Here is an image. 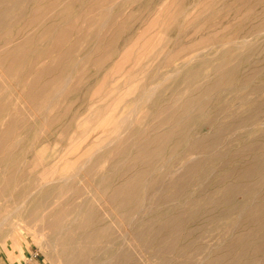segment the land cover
Here are the masks:
<instances>
[{"label": "rangeland", "instance_id": "1", "mask_svg": "<svg viewBox=\"0 0 264 264\" xmlns=\"http://www.w3.org/2000/svg\"><path fill=\"white\" fill-rule=\"evenodd\" d=\"M19 6L6 37L21 31L12 46L30 42L16 52L18 74L8 82L13 91L25 89L24 98L0 94V219L22 201L24 207L20 219L3 223L13 229L7 248L15 261L0 253V264H111L106 259L115 251L117 264H264V0H20ZM40 10L45 23L56 25L46 35L23 27ZM107 15L111 20L100 27ZM89 21L97 25L84 27ZM53 32H69L68 41L56 44ZM46 83L50 95L37 97L36 87ZM55 87L61 92L51 100ZM30 99L34 117L19 107ZM137 172L145 175L132 201L120 207L108 198ZM10 173L17 179L5 189ZM69 173L78 185L37 190V182ZM80 182L88 183L86 191ZM102 196L117 213L136 216V242L80 239L111 221L103 219L111 210ZM51 206L53 213L71 207L64 227L75 216L93 226L56 237L48 256L34 233L52 218L45 216ZM11 238L26 248L24 256Z\"/></svg>", "mask_w": 264, "mask_h": 264}, {"label": "bare ground", "instance_id": "2", "mask_svg": "<svg viewBox=\"0 0 264 264\" xmlns=\"http://www.w3.org/2000/svg\"><path fill=\"white\" fill-rule=\"evenodd\" d=\"M11 0H0V32L2 31L3 32V34H1L0 33V86H2L3 88H2V91H0V94H2L3 92L5 93H10V98L12 97V99H15V98H24V90L25 89H22L21 90V87L20 88H17L16 90H12L11 89V87H9V85H8V82L9 81H11L10 80V76H9V74L11 75V74H18V69L16 70V68H15V66L19 63V60L22 58L21 57V54L19 53V55H17V51L19 50H24V48H25V44L26 43H29L30 42V37H26L24 40H22V42L20 43H16V44H13V46H12V43L18 38V36H19V32H21V31H18L17 32V34H18V36H17V34H15L17 37L15 38V36H14V38H8V37H6V36H8V34H10V25H11V23H12V15H13V13H19L20 11H21V9H20V7L21 6H19V2H20V0H13V1H15L13 4H11V5H8L7 3L8 2H10ZM5 4H7V5H5ZM71 9V6L70 5H67L63 10L64 11H68V10H70ZM110 10H112V7H110L109 8ZM52 9H50V10H48L46 13H48V12H50ZM45 12V10H40L39 11V13H37V15L35 16V17H32V18H30V19H28V20H25L24 22H23V27L25 28V27H27L28 29H35V27L37 26L38 27V29H35L34 31H35V33L34 34H38V35H43V34H49V30L53 27V26H56L55 25V22L52 20L51 21V23L49 22H46L45 23V20H46V18H45V14L46 13H44ZM60 13V12H59ZM111 20V17H110V15H107L106 17H105V19L99 24V26L100 27H102V26H105L106 24H108L109 23V21ZM95 25H97V23H95L94 21H89V22H86V25L84 26V27H87V26H95ZM28 29H27V31H25V33H24V35H22V36H25L27 33H28ZM263 33V32H262ZM53 35H52V38H51V40H54L55 42H56V44L58 43V45L60 44V43H62V42H67L68 40V38H66L67 37V35L69 34V32H64V33H62V34H60L59 36H57V37H54V34H55V32H53L52 33ZM33 36V35H32ZM247 41V40H246ZM246 41H245V43H246ZM225 43H227V42H225ZM229 44V43H228ZM15 45V46H14ZM236 46H239L240 44H235ZM242 45V44H241ZM55 59H57V58H53V61H56ZM23 63V62H22ZM55 63V62H54ZM54 63H53V65H54ZM19 66V65H18ZM23 66V65H22ZM21 66V67H22ZM224 67H226V66H224ZM20 69V68H19ZM228 70V69H227ZM230 71V70H229ZM20 72V71H19ZM23 73V72H22ZM170 73V72H169ZM171 75L170 76H172V73H170ZM176 75V74H175ZM198 75V74H197ZM21 78H22V76H21ZM165 78H166V76H165ZM38 80H36V82H37ZM164 81V80H163ZM32 82V81H31ZM33 83V85H34V81L32 82ZM220 83V82H219ZM26 84H28V83H26ZM25 84V85H26ZM64 84V83H63ZM65 85V84H64ZM13 86H17L15 83L14 84H12V87ZM66 86V85H65ZM64 86V87H65ZM19 87V86H18ZM32 84L30 85V91H32ZM35 88V87H34ZM33 88V89H34ZM56 88V87H55ZM54 88V89H55ZM62 88H63V85H62ZM27 89L29 90V88H28V86H27ZM36 92H35V94H36V96L38 97V96H40L41 94H43L44 95V93L45 92H49V95H50V86H49V84H45V85H43V86H39L38 88L36 87ZM52 90V91H54V92H52L51 94L53 95V97H52V99L51 100H53V98H56L57 96H58V94L61 92L60 90H59V88L57 87L55 90ZM64 89V88H63ZM150 89H152V88H150ZM156 89V88H155ZM199 89H201V88H199ZM11 92L13 93V94H11ZM143 92H145V91H143ZM186 93V92H185ZM34 94V95H35ZM144 94V93H143ZM25 96H26V93H25ZM185 96V95H184ZM36 97V98H37ZM34 98H35V96H34ZM35 98V99H36ZM40 98V97H39ZM43 98V97H42ZM182 98V97H181ZM32 99H33V96H32ZM140 99V98H139ZM34 100V99H33ZM33 100H32V102H31V99H30V101L28 100H24V101H22L21 103H20V109L25 113V110H26V112L28 111L27 109H28V107L29 106H27V102H31V103H33ZM46 100V99H45ZM51 100H49V102L51 101ZM187 100V99H186ZM190 100V99H189ZM48 101V100H47ZM12 105L13 103L12 102H8V103H6V104H4L5 105V107H7L8 105ZM45 104V103H44ZM49 104V103H48ZM32 105V104H31ZM34 105V104H33ZM32 105V106H33ZM169 105V104H168ZM17 106V107H18ZM32 106L30 107V109H29V111H28V115L29 114H31V116L33 115V117H34V115L36 114V108L34 109V111H32L31 110V108H32ZM35 106V105H34ZM19 107H18V109H19ZM39 111V110H38ZM160 113V112H159ZM38 116V115H37ZM40 117V116H39ZM40 120H41V117H40ZM55 121H57V120H54V122ZM132 121V120H131ZM130 121V122H131ZM131 125V124H130ZM172 127H174V126H172ZM128 128H130V127H128ZM169 128H171V127H169ZM175 128H177V127H175ZM8 129V128H7ZM126 130H127V128H126ZM171 131L173 130V129H170ZM6 131V130H5ZM125 131V130H124ZM169 131V130H168ZM168 131H166V132H168ZM9 132V131H8ZM7 132V133H8ZM153 132V131H152ZM169 133V132H168ZM158 134V133H157ZM171 134V133H170ZM6 135V134H5ZM117 135V134H116ZM115 135V136H116ZM142 135V134H141ZM169 135V134H168ZM168 135H166V133H165V136L163 135L162 137H160V138H166L167 139V136ZM209 135V134H208ZM217 135V134H216ZM120 136V135H119ZM158 136H160V134L158 135ZM130 137V136H129ZM155 136H152V139L154 138ZM5 138V137H4ZM149 139V138H148ZM154 139H156V137L154 138ZM5 140V139H4ZM147 141V140H146ZM128 142V141H127ZM150 142V141H149ZM202 142V141H201ZM110 143V142H109ZM112 143H113V141H112ZM133 143V142H132ZM148 143V142H147ZM126 144V143H125ZM106 145H108V144H106ZM136 146H138V145H136ZM141 146V145H140ZM170 146V145H169ZM119 147H121V145L119 146ZM133 147H131V149H132ZM124 149V148H123ZM149 150V149H148ZM114 151V150H113ZM120 151V150H119ZM131 151V150H130ZM192 151V150H191ZM195 152V151H194ZM119 153V152H118ZM117 153V154H118ZM139 153H142V151H139ZM147 153V152H146ZM156 154V153H155ZM146 155V154H145ZM172 155V154H171ZM260 155V154H259ZM153 156V155H152ZM172 157V156H171ZM171 157H170V159H171ZM129 158H130V156H129ZM91 159V158H90ZM127 160V159H126ZM147 160V159H146ZM90 161V160H89ZM125 161V160H124ZM88 162V161H87ZM125 162H127V161H125ZM135 162H136V160H135ZM124 163V162H123ZM130 163V162H129ZM134 163V162H133ZM132 163V164H133ZM131 165V164H130ZM84 165L82 164V166L79 168V170L78 171H80L82 168H84L83 167ZM97 166V165H96ZM19 167V166H18ZM128 167V166H127ZM132 167H133V165H132ZM135 167V166H134ZM20 168V167H19ZM131 167H129V169H130ZM128 169V168H127ZM132 169V168H131ZM5 170V169H4ZM17 170V169H16ZM93 170V169H92ZM126 170V169H125ZM181 170H182V168H181ZM180 170V171H181ZM9 171V170H8ZM11 171V170H10ZM95 171V170H94ZM180 171H177V172H180ZM13 172V171H12ZM87 172V171H86ZM93 172V171H92ZM95 173H97V171H95ZM126 173V172H125ZM133 173V172H132ZM154 173V172H153ZM183 173H185V172H183ZM74 174L75 173H69V174H64V175H62V176H60L59 178H57V180L56 181H53V179H47V180H42V181H40V182H37L38 184V188H37V190L38 191H40V190H49V191H53L54 189H56V188H58V187H61V185H62V187H63V185L66 183V184H69V185H71V183L72 184H76L78 181L77 180H72L73 179V176H74ZM93 174L94 173H92V176H93ZM109 174V173H108ZM107 174V175H108ZM121 174H124V173H121ZM144 173H142L141 174V172H137V175H135L134 177H132V178H130V179H128L127 181H125L123 184H121L117 189H115V190H113L111 193H110V196L108 197V198H110V200H116L119 204H120V207H123V205L125 204V203H127L128 201H130L131 199H134V197L136 196V195H134L135 194V189L137 188V187H140V186H138L137 185V181L138 180H140L139 178L143 175ZM191 174V173H190ZM4 175V174H3ZM16 175V174H15ZM88 175H90V178H91V174H88ZM145 175V174H144ZM189 175V174H188ZM3 177V176H2ZM143 177H145V176H143ZM101 178H102V176H101ZM17 178L14 176V174H12V173H10V174H8V176L7 177H3V180H4V184H3V188H8V186H9V184H10V181L14 184L15 183V180H16ZM81 179H83V180H87L88 179V177L86 178V174L84 173V175L81 177ZM146 179V178H145ZM145 179H144V182H145ZM35 180V179H34ZM55 180V179H54ZM103 180V179H102ZM83 182V181H82ZM82 182H80L81 183V185H82V187H84L85 186V191H86V189H87V184L89 183V181H88V183H86V185H84V184H82ZM35 184H36V182H35ZM139 184V183H138ZM141 184V183H140ZM77 185H78V183H77ZM70 187H74L73 185L72 186H70ZM77 187V186H76ZM79 187H80V184H79ZM91 187V186H90ZM117 187V186H116ZM36 188V187H35ZM95 188V187H94ZM72 189V188H71ZM74 189H76V188H74ZM74 189H73V191H74ZM61 190V189H60ZM60 190H58L59 191V193L61 192ZM77 190V189H76ZM96 190H97V188H96ZM233 190V189H232ZM11 191V190H10ZM10 191L8 192V193H10ZM14 191H15V188H14ZM13 191V192H14ZM70 191L71 190H69V192L68 193H70ZM78 191L80 192V190L78 189ZM77 191V192H78ZM66 193H67V191H65ZM75 192V191H74ZM75 193V195L76 194H78V193ZM98 192V191H97ZM36 193V191H34V192H32V193H29V194H35ZM55 193V192H54ZM56 193H57V191H56ZM73 193V192H72ZM82 193V192H81ZM99 193V192H98ZM65 194V193H64ZM53 195V194H52ZM56 195H59V194H56ZM68 195V194H67ZM82 195V194H81ZM99 195L101 196V194L99 193ZM134 195V196H133ZM28 196H30V195H28ZM78 196H80V195H78ZM53 197V196H52ZM52 197H50V198H52ZM93 197V196H92ZM58 198H61L60 196L58 197ZM63 198V200H64V197H62ZM62 198L60 199V200H62ZM65 198H66V195H65ZM75 198H77V196L75 197ZM75 198H73V199H75ZM79 198V197H78ZM87 198V197H86ZM101 198V197H100ZM102 198H104V196H102ZM57 199V198H56ZM94 199V198H93ZM59 200V201H60ZM95 200V202H96V199H94ZM110 200H108V199H105L104 198V200H103V202H105L106 203V206H108V207H110V213L109 212H107V213H109V215H104L106 218H103V219H107V218H111V221L110 222H108V223H102V224H100V229H98L97 228V234H96V231H89V232H82L81 233V235L83 234L84 235V237H82L81 238V235H79L80 236V239L81 240H83L84 242H91V241H94L93 239V237H100V239H105V238H111L110 239V245L111 246H113V245H115V244H118V242H123V241H129V243L131 242L132 244H133V242H136L135 241V235L133 234V230L132 229H134L132 226H134L133 224V221H134V219H133V217L134 218H136V216H133L132 217V214H131V212L130 213H128V215H127V217H125V215H122V214H120V213H117L115 210H114V208H112L111 206H109L110 204L108 203V201H110ZM136 200V199H135ZM132 201V200H131ZM56 202H57V200H56ZM61 202V201H60ZM72 202H74V201H72ZM71 202V203H72ZM54 203V202H53ZM69 203V202H68ZM105 203H104V205L102 206V207H104L105 206ZM114 203V202H113ZM129 203V202H128ZM127 203V204H128ZM56 203H54L53 205H55ZM61 204V203H60ZM59 204V205H60ZM74 204H76V201H75V203ZM83 204V203H82ZM68 205V204H67ZM102 205V204H101ZM101 205H99V206H101ZM55 206H57V204L55 205ZM55 206H53V207H55ZM65 206V205H64ZM64 206L62 207V208H64ZM74 206V205H73ZM141 206V205H140ZM24 207V201H22L20 204H18L16 207H14L13 208V210H14V213L16 214V216H15V214L13 215L12 213L11 214H5L4 216H2L1 217V219H0V253L4 256V258L7 260V261H9V262H13V261H15V255L12 253V251L10 250V249H8L7 247V242L9 241V235L10 234H13V233H11L12 231H13V229H10L9 227H8V225L7 226H3V223L4 222H6V221H8V220H10V219H20V218H18V215H19V213H20V211H21V209ZM52 207V206H51ZM50 207V211L49 212H46V214H45V216L47 217V215L48 216H50L51 217V215L50 214H52L53 216H52V218H49V219H51L50 221H49V219L44 223L45 225H39V230H35L36 232L34 233V237L36 238V241L38 242V244L40 245V248L45 252V254L46 255H48V256H50L51 255V253H54V251L56 250V245L58 244L57 243V238L56 237H58V238H60V237H66V238H70L71 237V234L73 233L72 231H80V229L82 228V229H84L85 228V226L86 227H92L93 225H92V223L91 222H88V221H86V219H87V216H85L86 218L85 219H81V223H76L75 221H76V219L78 218V216H75L73 219H72V221L70 222V223H68V225H66V227H64V224L62 223V221H65V218H66V216L68 217V214H69V212H68V208L69 209H71V207H65L66 209H63V210H61V208L59 209L60 211H57V212H52L51 211V209H53V207L51 208ZM75 207V206H74ZM81 207H83V205H81ZM98 207V206H97ZM46 208V207H45ZM95 208V207H94ZM49 209V208H48ZM48 209L46 210V211H48ZM102 209H104V208H98V210L100 211V210H102ZM136 209V208H135ZM80 210V209H79ZM88 210V209H87ZM133 210V209H132ZM137 210V209H136ZM31 211V210H30ZM38 210L36 209V207H33V210L31 211V212H33V214L35 213L36 214V212H37ZM98 211V212H99ZM127 211V212H128ZM135 211V210H134ZM17 212H18V214H17ZM79 212V211H78ZM127 212H126V214H127ZM248 212V211H247ZM249 212H250V210H249ZM44 213H45V211H44ZM85 213H87V211L85 212ZM84 213V214H85ZM93 213V212H92ZM103 213L104 214H107L106 212H104L103 211ZM242 213V212H241ZM27 214H29V212L27 213ZM31 214V213H30ZM30 214H29V216L28 215H26L27 217H30ZM96 214V213H95ZM136 214H138V212H136ZM21 215H22V213H21ZM20 215V216H21ZM44 214H43V212H42V215H41V219H43V216ZM97 215V214H96ZM245 215H246V213H245ZM25 216V217H26ZM32 216V220L31 221H33V219H35L36 218V216L34 217L33 215H31ZM43 216V217H42ZM100 216H103V215H99V217ZM34 217V218H33ZM99 217H98V219H99ZM142 217V216H141ZM172 217V216H171ZM176 217V216H175ZM93 218H95V216L93 217ZM173 219H174V217H172ZM23 219V218H22ZM21 219V220H22ZM40 219V220H41ZM138 219V218H137ZM169 219V218H168ZM91 221H92V219H90ZM101 220V219H100ZM175 220V219H174ZM166 221H167V219H166ZM100 222V221H99ZM101 222H102V220H101ZM136 222V221H135ZM139 222H140V220H139ZM168 222V221H167ZM171 222V221H170ZM65 223H66V221H65ZM93 223H95V222H93ZM164 223H165V221H164ZM63 224V225H62ZM99 224V223H98ZM163 224V223H162ZM145 227H147V226H145ZM140 228H142V227H140ZM148 229H151V228H148ZM45 230L47 231V233H45ZM145 230V229H144ZM154 230V229H153ZM178 231V230H177ZM148 233V232H147ZM138 234V233H137ZM143 235V234H142ZM17 236V235H16ZM39 236H43L44 237V239L42 240V239H39ZM93 236V237H92ZM152 236V235H151ZM11 237V236H10ZM14 237V236H13ZM54 237V238H53ZM74 237V236H73ZM15 238H11V242L13 243L12 244V246L17 250V252H18V254H20V255H22V256H24L25 254H26V248L24 247V246H22V245H19V244H17V241H16V243H15V240H14ZM99 239V240H100ZM60 240V239H59ZM109 241V240H108ZM139 240H138V238H137V242H138ZM65 242V239L63 240V243ZM99 243H100V241H98ZM98 242H96V243H98ZM103 242V241H102ZM102 242H101V244H102ZM62 243V244H63ZM80 243V242H79ZM94 243V242H93ZM124 243V242H123ZM61 244V245H62ZM100 244V245H101ZM107 244V243H106ZM60 245V244H59ZM78 246H80V245H78ZM104 246V245H103ZM122 246V245H121ZM99 248V247H98ZM101 248V247H100ZM132 248V247H131ZM63 249V248H62ZM102 249V248H101ZM65 250V249H64ZM80 250V249H79ZM85 250V249H84ZM134 251V250H133ZM62 252V251H61ZM75 252V251H74ZM84 252V251H83ZM99 252V251H98ZM106 252V249L105 248H103L102 250H101V254L103 255L104 253ZM142 252V251H141ZM114 253H116L115 255L114 254H112L109 258H107L106 259V262H111V264H117V262H119V259H120V257L118 256V258L116 259V255L119 253V252H114ZM137 254V253H136ZM81 255V254H80ZM85 256V255H84ZM128 256H129V254H128ZM99 258V257H98ZM104 262H105V260H104Z\"/></svg>", "mask_w": 264, "mask_h": 264}, {"label": "crops", "instance_id": "3", "mask_svg": "<svg viewBox=\"0 0 264 264\" xmlns=\"http://www.w3.org/2000/svg\"><path fill=\"white\" fill-rule=\"evenodd\" d=\"M30 262H31V260H30ZM30 262H28V263H25V264H30Z\"/></svg>", "mask_w": 264, "mask_h": 264}]
</instances>
